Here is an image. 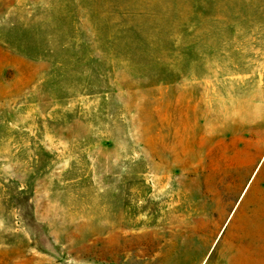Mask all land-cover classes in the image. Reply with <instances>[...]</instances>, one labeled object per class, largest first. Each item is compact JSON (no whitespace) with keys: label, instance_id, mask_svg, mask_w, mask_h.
Listing matches in <instances>:
<instances>
[{"label":"rangeland","instance_id":"obj_1","mask_svg":"<svg viewBox=\"0 0 264 264\" xmlns=\"http://www.w3.org/2000/svg\"><path fill=\"white\" fill-rule=\"evenodd\" d=\"M263 189L264 0H0V264H264Z\"/></svg>","mask_w":264,"mask_h":264},{"label":"crops","instance_id":"obj_2","mask_svg":"<svg viewBox=\"0 0 264 264\" xmlns=\"http://www.w3.org/2000/svg\"><path fill=\"white\" fill-rule=\"evenodd\" d=\"M247 189H249V186L247 187ZM261 198L262 199H260V197L257 196V204H256L257 210H256V213L253 214V216H251V218L255 219V225L250 226L249 223L247 225L248 230H249V227H253L255 228V231L257 233L264 232V197H261ZM245 202H247V206H248V198L246 200L245 196H243L242 203L245 205ZM248 220H249V216H248Z\"/></svg>","mask_w":264,"mask_h":264}]
</instances>
